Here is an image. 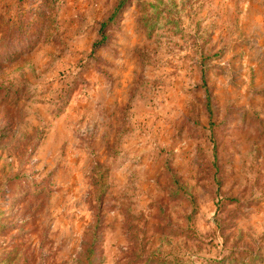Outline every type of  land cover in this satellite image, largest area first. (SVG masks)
Returning a JSON list of instances; mask_svg holds the SVG:
<instances>
[{"label": "rangeland", "instance_id": "1", "mask_svg": "<svg viewBox=\"0 0 264 264\" xmlns=\"http://www.w3.org/2000/svg\"><path fill=\"white\" fill-rule=\"evenodd\" d=\"M0 264H264V0H0Z\"/></svg>", "mask_w": 264, "mask_h": 264}, {"label": "trees", "instance_id": "2", "mask_svg": "<svg viewBox=\"0 0 264 264\" xmlns=\"http://www.w3.org/2000/svg\"><path fill=\"white\" fill-rule=\"evenodd\" d=\"M204 88H205L204 91L206 93L207 101H208V104H209V99H210L209 91H208V88L206 86H204Z\"/></svg>", "mask_w": 264, "mask_h": 264}]
</instances>
